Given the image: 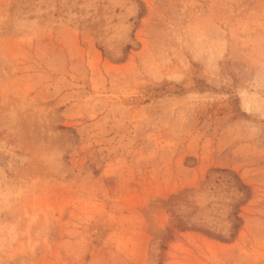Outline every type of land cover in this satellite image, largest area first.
I'll list each match as a JSON object with an SVG mask.
<instances>
[{
	"label": "rangeland",
	"instance_id": "1",
	"mask_svg": "<svg viewBox=\"0 0 264 264\" xmlns=\"http://www.w3.org/2000/svg\"><path fill=\"white\" fill-rule=\"evenodd\" d=\"M0 264H264V0H0Z\"/></svg>",
	"mask_w": 264,
	"mask_h": 264
}]
</instances>
